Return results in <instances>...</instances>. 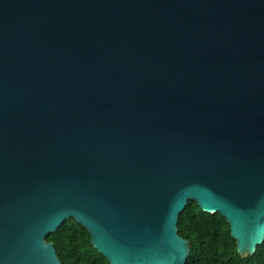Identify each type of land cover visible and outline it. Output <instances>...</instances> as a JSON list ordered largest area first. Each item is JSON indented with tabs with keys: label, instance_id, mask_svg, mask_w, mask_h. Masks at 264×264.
<instances>
[{
	"label": "water",
	"instance_id": "1",
	"mask_svg": "<svg viewBox=\"0 0 264 264\" xmlns=\"http://www.w3.org/2000/svg\"><path fill=\"white\" fill-rule=\"evenodd\" d=\"M190 201L264 241V0H0V264H186Z\"/></svg>",
	"mask_w": 264,
	"mask_h": 264
},
{
	"label": "trees",
	"instance_id": "2",
	"mask_svg": "<svg viewBox=\"0 0 264 264\" xmlns=\"http://www.w3.org/2000/svg\"><path fill=\"white\" fill-rule=\"evenodd\" d=\"M177 226L179 235L191 244L186 264H264V241L255 254L242 256L229 222L219 212H206L190 201ZM47 241L54 244L61 264H111L93 246L89 231L74 218L49 234Z\"/></svg>",
	"mask_w": 264,
	"mask_h": 264
}]
</instances>
